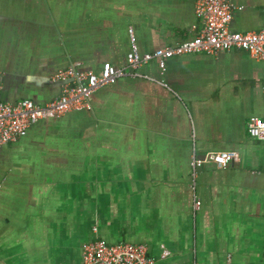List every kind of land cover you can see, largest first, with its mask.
I'll return each mask as SVG.
<instances>
[{"label":"crops","instance_id":"1","mask_svg":"<svg viewBox=\"0 0 264 264\" xmlns=\"http://www.w3.org/2000/svg\"><path fill=\"white\" fill-rule=\"evenodd\" d=\"M230 1L232 30H264V0ZM202 26L195 0H0V101L49 104L56 71L123 66L131 29L144 54ZM140 71L1 149L0 264H83L96 238L156 264H264V142L247 129L264 118V62L188 53ZM193 152L237 158L202 165L193 191Z\"/></svg>","mask_w":264,"mask_h":264},{"label":"built area","instance_id":"2","mask_svg":"<svg viewBox=\"0 0 264 264\" xmlns=\"http://www.w3.org/2000/svg\"><path fill=\"white\" fill-rule=\"evenodd\" d=\"M235 6L230 0H195L197 15L203 22L200 33L176 46L159 48L155 52L142 53L131 29L132 47L127 53L126 63L116 66L104 62L100 71L82 70L76 66L56 71L51 79L62 85V94L49 104H40L25 98L16 102L0 101V151L7 144L16 142L37 122L63 117L73 111L90 108V100L96 90L113 84L124 77L146 78L141 69L157 62L162 71L169 59L188 53L216 54L221 51H244L251 58L264 62V30L246 32L230 27ZM1 75V74H0ZM264 93V82L262 86ZM248 134L254 140L264 142V118H253L247 124ZM237 158L236 152H208L202 157L194 152L191 159L193 191L197 169L204 164L222 168ZM201 206L195 196V210ZM168 253L164 252L163 257ZM83 264H156L149 256L148 247L125 242L109 243L96 238L84 246Z\"/></svg>","mask_w":264,"mask_h":264},{"label":"water","instance_id":"3","mask_svg":"<svg viewBox=\"0 0 264 264\" xmlns=\"http://www.w3.org/2000/svg\"><path fill=\"white\" fill-rule=\"evenodd\" d=\"M198 169H200V168H198Z\"/></svg>","mask_w":264,"mask_h":264}]
</instances>
